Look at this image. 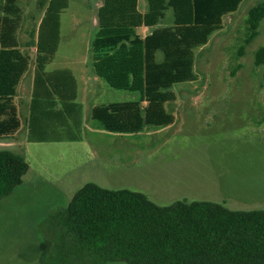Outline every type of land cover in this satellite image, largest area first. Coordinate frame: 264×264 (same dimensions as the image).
Returning a JSON list of instances; mask_svg holds the SVG:
<instances>
[{
	"label": "rangeland",
	"instance_id": "obj_1",
	"mask_svg": "<svg viewBox=\"0 0 264 264\" xmlns=\"http://www.w3.org/2000/svg\"><path fill=\"white\" fill-rule=\"evenodd\" d=\"M262 1L242 0L223 18L222 29L195 51V81L174 85L176 100L165 106L176 117L174 125L129 135L107 132L91 120L94 106L140 100L138 93L111 88L94 71L91 43L102 0L70 1L60 15L59 51L46 68L72 72L77 115L63 123L54 113L62 106L56 98L59 106L49 102L32 125L36 49L31 34L46 9L39 0H18V39L31 68L16 100L21 129L0 138V151L24 156L29 171L0 199V264H42L49 245L46 221L89 183L143 193L159 206L212 201L233 211H264V66L256 65L264 19L259 36L239 55L249 11ZM145 9L147 1L140 0V12ZM172 23L169 11L161 27Z\"/></svg>",
	"mask_w": 264,
	"mask_h": 264
},
{
	"label": "trees",
	"instance_id": "obj_2",
	"mask_svg": "<svg viewBox=\"0 0 264 264\" xmlns=\"http://www.w3.org/2000/svg\"><path fill=\"white\" fill-rule=\"evenodd\" d=\"M71 0H39L45 10L31 38L37 48L32 125L55 99L63 123L77 115L76 81L70 70L47 73L60 47V15ZM103 0L99 31L91 43L96 75L113 89L138 93L135 102L112 103L92 110V120L116 134L161 130L174 122L166 105L176 100V84L193 82L195 51L222 29L223 18L242 0ZM17 0H0V138L21 129L16 105L20 83L30 70L29 56L18 48ZM172 11L173 23L161 27ZM264 0L249 11L239 49L259 36ZM151 33L145 37L138 30ZM32 43V44H33ZM159 55L162 59L159 60ZM264 66V47L256 54ZM54 105L59 106L57 102ZM53 112V111H52ZM79 113V112H78ZM29 171L24 156L0 151V199L10 196ZM49 245L42 264H264V211H233L210 201H177L159 206L143 193L108 190L86 184L68 206L46 221Z\"/></svg>",
	"mask_w": 264,
	"mask_h": 264
},
{
	"label": "crops",
	"instance_id": "obj_3",
	"mask_svg": "<svg viewBox=\"0 0 264 264\" xmlns=\"http://www.w3.org/2000/svg\"><path fill=\"white\" fill-rule=\"evenodd\" d=\"M140 2V1H139ZM17 3H18V0H17ZM17 3H16V5H17ZM102 6H103V0H102V3H101V6L99 7V9L100 8H102ZM17 8L19 9V7L17 6ZM19 11H20V9H19ZM148 12V9L146 10H142L141 11V13H143V14H145V13H147ZM20 16H21V14H20ZM0 17H1V14H0ZM21 25V18H20V21H19V28H18V30H17V33H16V39H17V42H18V48L21 50V51H23L24 52V49L21 47V45H20V42H19V32H20V26ZM138 34H140L141 36H143V37H145V36H147V35H149L150 33H151V30H149V29H146V28H142V29H140V30H138V32H137ZM35 49H36V52H37V48H36V46H35ZM59 51V50H58ZM58 53V52H57ZM57 55V54H56ZM56 58V57H55ZM55 60V59H54ZM36 58H35V62H34V68L36 67ZM53 63V62H52ZM51 63V64H52ZM30 68H31V62H30ZM57 71V70H56ZM52 72H54V71H52ZM51 72V73H52ZM28 74V73H27ZM26 74V75H27ZM25 75V76H26ZM25 76H24V78H25ZM24 78L22 79V81L24 80ZM97 78H99L98 76H97ZM101 79V78H100ZM22 81H21V83H20V86H19V89H20V87H21V84H22ZM34 87H35V69H34V80H33V92H32V101H33V94H34ZM18 93H19V90H18ZM132 93V92H131ZM17 98H18V96L16 97V100H17ZM32 101H31V104H32ZM126 102H135V101H126ZM117 103H125V102H117ZM31 104L29 105V111H30V114H31ZM112 104V103H111ZM16 105H17V103H16ZM102 105H107V104H102ZM109 105V104H108ZM97 106H101V105H97ZM97 106H94V107H92V110L95 108V107H97ZM17 108H18V105H17ZM92 110H91V113H92ZM18 111H19V108H18ZM215 110H211V111H209V112H214ZM19 115H21L20 114V111H19ZM171 115H173V114H171ZM30 116V115H29ZM174 116V115H173ZM91 120H92V118H91ZM92 121H94V120H92ZM175 121H176V117L174 116V122H173V124L172 125H174V123H175ZM94 122H96V121H94ZM98 123V122H97ZM99 124V123H98ZM172 125H170L169 127H171ZM99 126H100V124H99ZM101 127V126H100ZM169 127H167V128H169ZM167 128H164V129H167ZM20 131V130H19ZM130 135V134H129ZM212 202V201H211Z\"/></svg>",
	"mask_w": 264,
	"mask_h": 264
}]
</instances>
